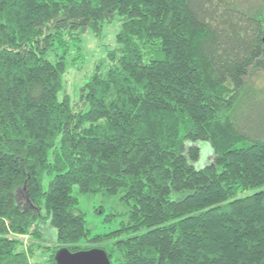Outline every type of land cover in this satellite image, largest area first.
Returning a JSON list of instances; mask_svg holds the SVG:
<instances>
[{
    "label": "trees",
    "instance_id": "obj_1",
    "mask_svg": "<svg viewBox=\"0 0 264 264\" xmlns=\"http://www.w3.org/2000/svg\"><path fill=\"white\" fill-rule=\"evenodd\" d=\"M115 19L70 103L69 58ZM263 34L264 0H0V264L86 251L74 188L129 207L120 264H264Z\"/></svg>",
    "mask_w": 264,
    "mask_h": 264
},
{
    "label": "rangeland",
    "instance_id": "obj_2",
    "mask_svg": "<svg viewBox=\"0 0 264 264\" xmlns=\"http://www.w3.org/2000/svg\"><path fill=\"white\" fill-rule=\"evenodd\" d=\"M119 29L120 20L115 19L114 22L101 27L97 37L92 31H87L83 35L81 56L73 65L71 64L74 62L71 60L73 58H69V68L62 81L63 94L69 98L70 103L78 102L79 90L82 85L106 60L108 53L115 48V36ZM251 81L257 88H261L264 83V70L256 72ZM73 195L77 198L78 208L84 214L86 228L90 233L88 239L74 245L75 250L101 248L110 253L112 264H120V256L115 251L113 243L106 238L118 231L121 223L126 222L129 211L127 204L120 195L108 196L103 191L97 194L81 195L78 189L74 188ZM14 240L20 241L19 243L24 247H28L31 242L37 243L28 233L23 236H15ZM38 248L33 247L32 249L31 261L33 264H50L53 247L39 244Z\"/></svg>",
    "mask_w": 264,
    "mask_h": 264
},
{
    "label": "water",
    "instance_id": "obj_3",
    "mask_svg": "<svg viewBox=\"0 0 264 264\" xmlns=\"http://www.w3.org/2000/svg\"><path fill=\"white\" fill-rule=\"evenodd\" d=\"M262 43L264 46V34ZM54 259L56 264H110L106 252L98 248L76 253H71L67 249H61L56 253Z\"/></svg>",
    "mask_w": 264,
    "mask_h": 264
}]
</instances>
